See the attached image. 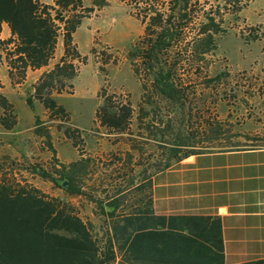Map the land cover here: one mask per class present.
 I'll list each match as a JSON object with an SVG mask.
<instances>
[{"label": "trees", "instance_id": "1", "mask_svg": "<svg viewBox=\"0 0 264 264\" xmlns=\"http://www.w3.org/2000/svg\"><path fill=\"white\" fill-rule=\"evenodd\" d=\"M120 1L137 5L139 0ZM140 1L143 7L139 20H146L144 32L127 55L141 89L135 119L139 126L141 115L148 114L143 112L145 103L150 112L158 109L161 103L166 117L159 119L156 125L152 118L145 124L146 132L154 140L165 139L161 144L160 159L152 166L156 170L163 169L170 164V159L208 150L213 142L222 144L224 147L221 148L235 147L230 135L221 131L208 115L201 114L197 106L193 107L195 103L188 97V84L180 82L176 74L181 52H175L171 60L167 58L171 46L183 39L184 32L195 29L182 50L188 52L191 61L200 59L216 33L213 18L206 17V21L192 29V8L187 7L189 0ZM105 4L104 0H91L89 5H85L84 0H52L50 3L0 0V30L3 24L8 30V36L0 38V63L5 65L10 84L22 83L27 70L47 66L60 39L61 54L37 76L28 94L47 112L48 120L57 121L55 127L58 130L64 127L61 130L64 137L74 146L80 138L79 131L62 126L68 113L54 96L71 92V81L77 74L76 62L84 63L85 60L72 38L75 29L94 8ZM188 67H192L193 72L201 68L196 63ZM96 97L98 104L93 118L97 125L105 134L115 135V141L122 139L130 148L137 149L129 128L134 112L129 99L101 87ZM25 102L32 106L30 96ZM170 109L178 116V124L184 121L191 125L195 120L198 129L177 126L170 132ZM16 121L12 104L0 92V126L9 130ZM34 122V132L48 137L38 128L37 117ZM123 134L125 137H121ZM12 162L6 159L0 162V264H132L135 237L123 230L132 222L129 217L119 218V199L111 197L119 192V187H115L110 196L92 199L103 222L102 235L96 238L91 234L89 223L83 222L69 203L20 183L14 176ZM85 167V162L76 160L52 167L49 172L34 167L29 171L38 173L55 187H62L59 180H66L63 191L69 196H79L84 194L80 188V175L85 173ZM145 171L146 167L141 169V172ZM120 220L123 221L121 226Z\"/></svg>", "mask_w": 264, "mask_h": 264}, {"label": "rangeland", "instance_id": "2", "mask_svg": "<svg viewBox=\"0 0 264 264\" xmlns=\"http://www.w3.org/2000/svg\"><path fill=\"white\" fill-rule=\"evenodd\" d=\"M50 3L52 0H40ZM101 8L94 10L75 29L72 38L80 55L85 57L84 63L76 62L77 74L71 81L70 93L55 95L57 103L67 111L68 117L62 126L78 129L79 140L72 145L71 140L64 137L62 129L55 127L56 120H48L47 112L28 94L25 85H31L38 73L49 68L59 57L58 51L48 65L37 72L29 73L26 79L14 88L16 97L31 98L34 118L22 124L21 131L15 134L0 132V162L4 159L11 164L15 178L29 185L42 194L57 197L69 203L79 218L89 223L90 231L96 238L102 235V218L92 199L111 195L115 187H120L126 175L132 172L156 170L153 162L160 159L161 144L145 130V124L152 118L154 125L159 119H166L161 110L150 112L149 106L142 105L143 112L138 126L135 119L136 104L141 89L138 79L133 73L127 58L132 44L143 34L144 22L142 1L137 5H128L120 0H104ZM225 0H189L192 8L191 28L212 17L216 33L212 35L208 50L196 61H191L188 52L182 50L185 41H189L194 30L187 29L183 39L173 44L168 53V60L179 51L176 74L180 82L188 84V97L193 107H198L203 115H208L221 131L230 135L231 141L238 147H257L264 145V26L262 23H244L237 16L227 14L238 8V0L228 3ZM256 0L255 2H257ZM91 0H84L89 5ZM228 10V12H227ZM264 15V8H263ZM199 17V18H198ZM240 25V26H239ZM7 33L3 25L0 38ZM262 40L260 46L252 40ZM60 41V39H58ZM61 49L60 46H58ZM242 49V50H240ZM200 65L198 72H193L192 64ZM217 76V78H216ZM211 79L212 81H208ZM5 82V71L0 63V87ZM113 92L121 98L127 97L134 109L130 124L131 136L137 149H132L122 139L115 141V135H107L93 118V109L98 104L96 92L99 88ZM14 112L20 117L29 111L18 100L12 101ZM26 103V102H25ZM145 113V112H144ZM146 115V116H145ZM38 128L48 137L38 135L35 130V118ZM170 127L198 129L196 121L191 125L186 122L178 124V116L170 109ZM195 126L197 128H195ZM139 127V128H138ZM155 129V127H152ZM138 133V134H137ZM17 137V138H16ZM121 137H125L123 134ZM210 149L224 147L218 142L210 144ZM76 160L86 163L85 173L80 175V188L84 194L67 195L62 187H55L49 180L38 173L30 172L34 167L39 171L49 172L52 167L67 165ZM145 171V172H146ZM61 181V180H59Z\"/></svg>", "mask_w": 264, "mask_h": 264}, {"label": "crops", "instance_id": "3", "mask_svg": "<svg viewBox=\"0 0 264 264\" xmlns=\"http://www.w3.org/2000/svg\"><path fill=\"white\" fill-rule=\"evenodd\" d=\"M225 1L226 6L233 2ZM255 1L238 0V8L227 14L264 26V0ZM256 42L260 46L262 40L251 43ZM58 46L57 40L54 53L59 56ZM1 65L5 82L0 92L12 106L18 100L29 108L16 97L12 87L18 84H10ZM40 69L27 70L25 79ZM32 118L29 108L16 114L12 129L0 126V132L14 138L19 127H26L22 122ZM124 181L111 197L119 199V218L132 222L123 227L135 237L132 264H264V145L184 154L163 169L132 172Z\"/></svg>", "mask_w": 264, "mask_h": 264}, {"label": "water", "instance_id": "4", "mask_svg": "<svg viewBox=\"0 0 264 264\" xmlns=\"http://www.w3.org/2000/svg\"><path fill=\"white\" fill-rule=\"evenodd\" d=\"M24 89H25V90L30 89V85H25ZM59 184H60L62 187L65 188V187L67 186V181H66V180H61V181H59Z\"/></svg>", "mask_w": 264, "mask_h": 264}]
</instances>
